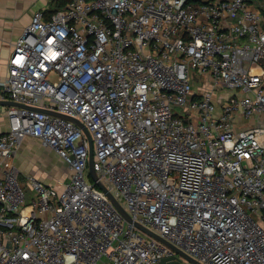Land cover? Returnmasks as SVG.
Segmentation results:
<instances>
[{"label": "built area", "instance_id": "built-area-1", "mask_svg": "<svg viewBox=\"0 0 264 264\" xmlns=\"http://www.w3.org/2000/svg\"><path fill=\"white\" fill-rule=\"evenodd\" d=\"M262 0H58L0 97V264H264ZM196 76L203 79L196 85ZM94 144L95 180L89 170ZM27 137L70 168L22 177ZM21 178L33 188L30 202Z\"/></svg>", "mask_w": 264, "mask_h": 264}, {"label": "crops", "instance_id": "crops-1", "mask_svg": "<svg viewBox=\"0 0 264 264\" xmlns=\"http://www.w3.org/2000/svg\"><path fill=\"white\" fill-rule=\"evenodd\" d=\"M261 3L264 13V0ZM60 5L58 0H0V82L8 76L11 52L29 25L33 13L38 10L54 12ZM9 107L11 106L0 105V133L9 129ZM14 161L21 170L22 177L31 173L46 183L57 186H60L70 173L66 163L60 169L57 164H50L49 161L60 162V157L52 149L43 146L40 140L32 137L24 140ZM46 166V170L43 169Z\"/></svg>", "mask_w": 264, "mask_h": 264}, {"label": "water", "instance_id": "water-1", "mask_svg": "<svg viewBox=\"0 0 264 264\" xmlns=\"http://www.w3.org/2000/svg\"><path fill=\"white\" fill-rule=\"evenodd\" d=\"M262 62L264 63V59L262 60ZM0 105L3 106H19V107H27L25 104H21L15 101H11V100H4V99H0ZM52 114L61 116V117H66L69 118L75 122H77L86 132L89 140H90V156H89V171L90 174L92 175V177L95 180H98V176L97 173L95 171L94 168V144H93V139H92V135L91 132L89 131V129L80 121L71 118L69 116H66L65 114H60L57 112H51ZM99 186L108 194V196L110 197V199L115 203L116 207L125 215V217L127 219H129L130 221H133L136 226H138L141 230H143L144 232L148 233L149 235L163 241L165 244H167L168 246H170L171 248H173L177 253L182 254L183 256H185L190 262H192L193 264H203L202 262H200L199 260H197L196 258H194L193 256L189 255L188 253L184 252L183 250H181L180 248H178L177 246H175L174 244L170 243L169 241H167L166 239L162 238L160 235H158L157 233H155L153 230H151L149 227L143 225L140 222L134 221L131 216L125 211V209L121 206V204L118 202V200L115 198V196L109 191V189L107 188V186L103 183V182H98ZM176 260V256L173 257H169V258H164L161 261V264H166L170 261H175Z\"/></svg>", "mask_w": 264, "mask_h": 264}, {"label": "rangeland", "instance_id": "rangeland-1", "mask_svg": "<svg viewBox=\"0 0 264 264\" xmlns=\"http://www.w3.org/2000/svg\"><path fill=\"white\" fill-rule=\"evenodd\" d=\"M196 81L197 82H195V84L196 85H202L203 84V79H202V77H200V76H196ZM50 162V164H52V165H55V164H57L56 166H58V168L60 169V168H62V166L63 165H65L64 164V162H63V160H61L60 159V162H53V161H49ZM48 166H46L45 168H43V169H45L46 170V168H47ZM57 168V167H56ZM53 169V168H52ZM86 176H88V173H89V170H86ZM31 174V173H30ZM69 175H70V173H69ZM21 184H22V187L24 188V190H25V192H26V195H27V201L28 202H30L31 201V199H32V196H33V188H32V186L28 183V182H26L23 178H21Z\"/></svg>", "mask_w": 264, "mask_h": 264}]
</instances>
